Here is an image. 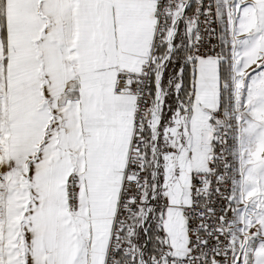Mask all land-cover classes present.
I'll return each mask as SVG.
<instances>
[{"label": "snow or ice", "instance_id": "6c2138e0", "mask_svg": "<svg viewBox=\"0 0 264 264\" xmlns=\"http://www.w3.org/2000/svg\"><path fill=\"white\" fill-rule=\"evenodd\" d=\"M0 264H264V0H0Z\"/></svg>", "mask_w": 264, "mask_h": 264}, {"label": "built area", "instance_id": "2783aa9c", "mask_svg": "<svg viewBox=\"0 0 264 264\" xmlns=\"http://www.w3.org/2000/svg\"><path fill=\"white\" fill-rule=\"evenodd\" d=\"M215 27V25H213ZM212 43H215V40L212 41Z\"/></svg>", "mask_w": 264, "mask_h": 264}]
</instances>
